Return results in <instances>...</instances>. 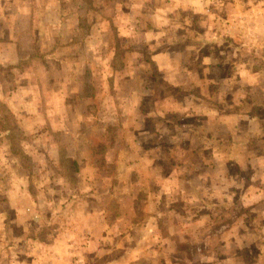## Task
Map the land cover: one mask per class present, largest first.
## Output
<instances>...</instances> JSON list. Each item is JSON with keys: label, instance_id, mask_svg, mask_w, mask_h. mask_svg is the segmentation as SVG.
Here are the masks:
<instances>
[{"label": "crops", "instance_id": "crops-1", "mask_svg": "<svg viewBox=\"0 0 264 264\" xmlns=\"http://www.w3.org/2000/svg\"><path fill=\"white\" fill-rule=\"evenodd\" d=\"M261 4L264 0H0V70L19 69L10 83L0 79V100L12 115L23 100L31 107L36 102L38 109L26 107L27 117L45 116L33 66L54 60L67 71L65 78H53L60 96L68 95L70 85L89 103L114 99L125 118L114 137L115 130L102 125L68 133L74 175L91 178L84 187L88 203L97 199L91 182L100 178L102 163L116 165L112 176L119 182L102 188L98 206L74 204L72 216L55 226V236L26 215L33 200L27 208L18 205L19 198L0 205V264H224L217 252L202 249L213 241L228 246L226 237L239 243L234 231L244 227L261 229L264 244V120L242 110L239 97L247 85L264 98V88L253 89L264 79V65L254 70L234 56L210 57L240 51L225 39L254 36L264 26ZM70 53L94 59L72 65ZM223 66L227 76L210 75ZM43 73L51 82V73ZM226 99L232 102L226 105ZM260 105L264 108L263 100ZM56 149L54 163L64 166ZM230 161L251 169L248 182L255 184L244 188L241 199L251 201L245 207L253 215L223 229L208 223V200L216 193L210 192L213 169L222 177ZM7 192L0 188V196ZM186 198L200 202L199 209L176 206ZM197 211L200 215H191ZM258 258L263 261L261 253Z\"/></svg>", "mask_w": 264, "mask_h": 264}, {"label": "rangeland", "instance_id": "rangeland-1", "mask_svg": "<svg viewBox=\"0 0 264 264\" xmlns=\"http://www.w3.org/2000/svg\"><path fill=\"white\" fill-rule=\"evenodd\" d=\"M261 15L264 17V4L260 5ZM261 18V17H258ZM264 19V18H263ZM230 39V40H229ZM230 45H234L240 48L238 53L232 52V50L226 49L224 52L218 49V53H211V59H218L220 56H225L231 60L232 57L240 61L244 60L249 62L254 70L258 67L264 65L263 52H264V26L257 28L254 36L251 37H241L236 36L235 38H226ZM224 40V41H225ZM219 40L216 43H224ZM228 42L224 44L227 45ZM259 50L262 56L259 55ZM69 62L73 65L74 63L81 64L82 62H87L94 59L93 54L78 53L68 54ZM227 59V58H226ZM34 71L37 73L32 79L37 85V89L42 91L40 95L42 97V102L39 103L43 109L45 116H38L39 118L33 117L29 118L27 114L26 107L30 110H38L33 103V107L30 106L29 101L20 100L14 105V112L18 115H12L8 110L6 103L0 100V188L2 192H13L14 195L10 196L8 192L5 195L0 196V205L2 208L7 206L10 201L18 199V205L25 206L32 204V210L28 211L27 216L30 218L32 215L35 216V223H38V227H47L45 229L48 236L56 235V228L58 222H62L66 218L72 216V208L75 204L86 203L85 207L88 206H98L100 204L101 198L99 195L103 196L101 192L102 188H107L108 186H116L118 180L112 176L115 173L114 168L116 165H104L102 163L99 167L100 178H97L94 183L92 180L91 188H94L96 192L97 199H90L88 191L84 189L85 185L90 183V176L88 173L82 175L81 177H76L72 170V166L69 165L70 155L73 151L71 148V141L68 133L77 132L82 125H99V126H109L112 127L114 131L113 137L117 136L116 130L124 122V116H119L118 102L114 99L106 100L102 99V102H88L89 100H82V97H76V89L74 86H67L65 89L68 93L65 97L60 96L61 93L57 91L61 88L56 81V79H62L66 77V70L62 69L58 63L54 60H43V64L37 66L34 65ZM18 70L9 73H3L0 70V79L2 82L13 81L16 78ZM49 71L51 73L49 82V77L45 79L42 72ZM149 73L152 74L157 79L159 75L155 73L152 69H149ZM221 74L227 76L230 72L226 66H223L218 71H214L211 76L216 74ZM88 74V72L86 73ZM143 76L145 74L141 73ZM9 75V77H8ZM264 79H259L258 83L253 85L254 87L264 88ZM7 82V83H8ZM56 82V83H55ZM7 89H12V85H6ZM90 86H86L85 94L90 96L92 94ZM250 86H241L240 93V107L242 110H247L253 116L257 115V118L264 120V108L260 105L261 101H264L262 95L258 92L256 88L254 90L249 88ZM161 88V87H160ZM164 91V90H163ZM25 91H20L19 94L22 96ZM112 94V91L109 93ZM19 97V96H18ZM22 99V97H21ZM250 101H252L250 103ZM231 99H226L223 103L230 104ZM250 103V104H249ZM22 105V106H21ZM227 105V104H226ZM252 105V107H250ZM260 105V106H258ZM149 107V105H147ZM113 114V115H112ZM264 122V121H262ZM149 129L150 125L146 124ZM225 133V132H224ZM117 134V135H116ZM225 135H227L225 133ZM150 142V143H149ZM147 143L151 144L152 141ZM56 146L59 147L61 157L65 165L54 163V158H56ZM130 154L127 159H130ZM53 158V161H52ZM60 162V161H59ZM251 168V166H250ZM112 169V170H111ZM163 170L167 171L168 166L164 165ZM251 170V169H250ZM250 170L245 167L240 170L235 163L231 161L226 163L223 167V176L216 178V168L213 169L212 175L215 176V180L211 185L210 192L212 197L208 200L210 209L209 221L210 224H218L219 226L226 229L228 226L237 224L240 220L244 218L246 220L250 219L253 215L250 213L248 206L251 201L248 199H241L244 188L250 184ZM253 171V170H252ZM113 178H111V176ZM249 175V176H248ZM136 176L132 179L136 180ZM105 180V182H104ZM22 184L19 189H10L15 185ZM95 184V185H93ZM91 185V184H90ZM245 185V186H244ZM90 187V186H89ZM116 189L114 188V191ZM17 192H30L28 199L23 198V193ZM74 192H81L80 195L76 197L77 194ZM201 192V190L199 191ZM211 194V193H210ZM86 196V197H85ZM20 200V202H19ZM91 203V204H90ZM253 204H257L252 201ZM177 207L192 206L199 209L200 202L196 200H190L186 198V202L178 199L175 202ZM28 206H25L27 208ZM247 208V209H246ZM193 209V210H194ZM195 209V210H197ZM197 213H192L191 215H200ZM41 217V222H40ZM258 224V223H257ZM244 224H241L243 226ZM244 227V226H243ZM238 233L240 237L238 236ZM44 236L46 235L43 233ZM232 234V233H231ZM260 232H255L251 228H245L241 232L237 229L234 231V240L240 241L235 245L232 243V239L226 237L229 241V245L218 244V241H213L212 245L202 249V251L207 252H217L219 257H224V264H264V244L261 245V235ZM250 236V237H249ZM250 242V243H248ZM225 246V247H224ZM184 249L188 250L187 246H183ZM190 252V251H189ZM261 253L262 260H259V254ZM218 262V261H217Z\"/></svg>", "mask_w": 264, "mask_h": 264}]
</instances>
